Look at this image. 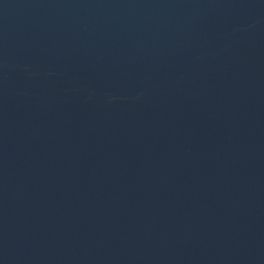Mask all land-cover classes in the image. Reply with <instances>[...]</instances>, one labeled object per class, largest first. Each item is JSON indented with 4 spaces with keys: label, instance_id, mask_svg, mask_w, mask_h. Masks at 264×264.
<instances>
[{
    "label": "water",
    "instance_id": "water-1",
    "mask_svg": "<svg viewBox=\"0 0 264 264\" xmlns=\"http://www.w3.org/2000/svg\"><path fill=\"white\" fill-rule=\"evenodd\" d=\"M248 0H0V237Z\"/></svg>",
    "mask_w": 264,
    "mask_h": 264
}]
</instances>
